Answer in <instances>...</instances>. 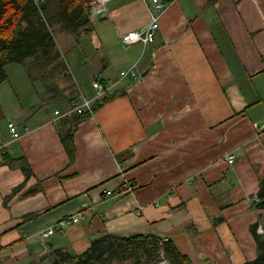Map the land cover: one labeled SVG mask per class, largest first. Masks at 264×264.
Returning a JSON list of instances; mask_svg holds the SVG:
<instances>
[{"label": "crops", "instance_id": "obj_1", "mask_svg": "<svg viewBox=\"0 0 264 264\" xmlns=\"http://www.w3.org/2000/svg\"><path fill=\"white\" fill-rule=\"evenodd\" d=\"M166 1L147 47L124 46L121 36L148 24L149 0L109 1L91 18V33L55 23L66 67L55 74L56 95L40 77L33 84L25 65L7 67L9 80L0 84V141L8 145L0 154V264H77L107 234L168 238L193 264L258 257L251 228L264 231V210L256 207L264 180V0ZM134 65L140 79L121 80ZM96 80L115 97L77 127L71 161L61 138L71 124L64 117L54 125L51 116L68 111L73 98L92 97ZM79 213V222L61 227ZM52 227L56 233L44 241Z\"/></svg>", "mask_w": 264, "mask_h": 264}, {"label": "trees", "instance_id": "obj_2", "mask_svg": "<svg viewBox=\"0 0 264 264\" xmlns=\"http://www.w3.org/2000/svg\"><path fill=\"white\" fill-rule=\"evenodd\" d=\"M94 0H62V12L59 16L50 11L47 0H0V84L9 80L7 67L11 64H25L29 58H33L28 72L37 69H46V77H53L57 72H65L66 67L61 55L57 50L55 34L51 26L58 22L63 30L80 28L85 26L87 32H93L89 4ZM217 0H211L216 2ZM36 68V69H34ZM44 75L41 79L47 81ZM32 81H36L34 78ZM46 90L58 94L56 84L46 85ZM115 95L106 94L102 99L95 102L93 113L98 107L113 99ZM92 113L71 114L66 116L64 122H69L71 128L61 133L63 145L71 161L75 158L76 148L74 134L77 127ZM63 122V123H64ZM21 165L27 176L29 165L24 159H20ZM40 190L28 191L24 197L34 195ZM256 207L264 210V180L261 181L260 191L257 195ZM37 212L25 216V220L39 217L42 213ZM259 225L251 228L255 237L258 257L245 264H264V235L258 233ZM191 226L187 227L189 230ZM264 229V226H263ZM55 254L65 256L67 260L72 257L66 251H54ZM133 259V264H160L168 261L170 264H193L190 258L182 254L170 240L163 242L162 238L153 235H137L121 237L104 235L94 240L92 246L78 257L77 264H103L105 260L125 261Z\"/></svg>", "mask_w": 264, "mask_h": 264}, {"label": "built area", "instance_id": "obj_3", "mask_svg": "<svg viewBox=\"0 0 264 264\" xmlns=\"http://www.w3.org/2000/svg\"><path fill=\"white\" fill-rule=\"evenodd\" d=\"M111 0H94L89 4L91 18L97 17L100 13H103L105 10L106 4ZM147 7L149 9V22L142 30H132L121 36L122 43L124 46H132L136 44H141L144 47H147L151 43H153L156 39L157 32L160 28V19L163 12L168 7V2L166 0H149L147 3ZM126 78H132L134 80L140 79V75L137 71V65L130 67L121 71L120 79L124 80ZM111 85L96 80L92 83V88L94 90V95L92 97H82L81 99L73 100L70 104V108L68 111L63 112L60 109H56L52 114L51 123L57 125L60 120L71 114H93V106L95 102L102 99L106 94H109L111 91ZM9 130L14 139H19L21 134L18 131L17 125L14 122L9 123ZM262 132L264 133V126L262 127ZM8 152V145L3 141H0V154L6 155ZM235 161V156H230L228 158L229 163H233ZM113 193L111 191H107V195L111 196ZM256 201L258 198L256 197ZM83 218V213H79V215H75L73 217L65 218L60 222L61 227H64L71 223H77ZM262 231V230H261ZM56 233V229L54 227L49 228L42 235V239L45 241L52 237ZM168 238H164L163 242L168 241Z\"/></svg>", "mask_w": 264, "mask_h": 264}, {"label": "rangeland", "instance_id": "obj_4", "mask_svg": "<svg viewBox=\"0 0 264 264\" xmlns=\"http://www.w3.org/2000/svg\"><path fill=\"white\" fill-rule=\"evenodd\" d=\"M48 1V5H49V7H50V11H52L53 13H54V15H56V16H59V14L63 11L62 10V8H63V6H61L62 5V0H47ZM56 23H58V22H56ZM58 25H60V24H58ZM57 24H53L52 26H51V30L54 32V34H55V37H56V34H57V32H58V28H59V26H58ZM99 23H96V30H99ZM57 27V28H56ZM81 49H84L86 52H88L89 51V41H83L82 42V46L80 47ZM61 55V54H60ZM61 59H62V57H61ZM32 61H33V58H29V59H27L26 61H25V63L26 64H24L25 65V67H30V64L32 63ZM12 66H10V67H18V64H11ZM7 68V71H10V69H12V68ZM34 69H36V68H34ZM31 72V74H32V76H31V79H33L34 77H37V78H41L42 77V75H44L45 77L47 76L46 74H45V72H46V69H37V70H31L30 71ZM50 77H51V75H50ZM50 77H46L47 78V82L46 83H44L43 82V84H45V86L46 85H51V84H56V78L58 79V80H60V76L59 75H55V74H53V77L52 78H50ZM44 81V80H43ZM32 82V81H31ZM33 84H34V82H32ZM39 86H40V83L38 84ZM35 88V87H34ZM37 88H38V86H37ZM45 87H43V89H44ZM42 89V88H41ZM45 90H46V88H45ZM73 100H77V98H73L72 100H71V102L73 101ZM71 102H70V104H71ZM51 107V104L49 105L48 104V107ZM52 108V107H51ZM70 108V107H69ZM262 232V235H264V231L262 230L261 231ZM135 262V260H133V259H127V260H125V261H117V260H105L104 262H103V264H133Z\"/></svg>", "mask_w": 264, "mask_h": 264}, {"label": "water", "instance_id": "obj_5", "mask_svg": "<svg viewBox=\"0 0 264 264\" xmlns=\"http://www.w3.org/2000/svg\"><path fill=\"white\" fill-rule=\"evenodd\" d=\"M103 13H100L98 16H102ZM160 264H170L168 261H163L162 263Z\"/></svg>", "mask_w": 264, "mask_h": 264}, {"label": "bare ground", "instance_id": "obj_6", "mask_svg": "<svg viewBox=\"0 0 264 264\" xmlns=\"http://www.w3.org/2000/svg\"><path fill=\"white\" fill-rule=\"evenodd\" d=\"M188 30V29H187Z\"/></svg>", "mask_w": 264, "mask_h": 264}]
</instances>
